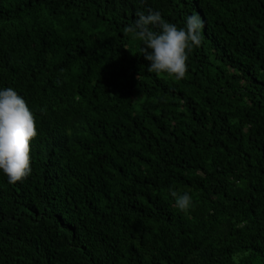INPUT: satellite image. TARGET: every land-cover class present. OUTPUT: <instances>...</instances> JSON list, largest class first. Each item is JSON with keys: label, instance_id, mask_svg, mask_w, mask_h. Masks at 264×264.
Masks as SVG:
<instances>
[{"label": "trees", "instance_id": "16d2710c", "mask_svg": "<svg viewBox=\"0 0 264 264\" xmlns=\"http://www.w3.org/2000/svg\"><path fill=\"white\" fill-rule=\"evenodd\" d=\"M149 8L202 18L186 78L123 33ZM9 86L38 135L0 172V264H264V0H0Z\"/></svg>", "mask_w": 264, "mask_h": 264}, {"label": "clouds", "instance_id": "9594fccd", "mask_svg": "<svg viewBox=\"0 0 264 264\" xmlns=\"http://www.w3.org/2000/svg\"><path fill=\"white\" fill-rule=\"evenodd\" d=\"M143 3V0H141ZM204 22L196 14L186 15L183 26L165 20L159 11L136 12V19L123 28L130 39L140 42L139 53L150 62L147 71L186 78V60L203 42ZM139 79V76H138ZM38 135L34 113L13 87L0 88V172L8 183L22 182L31 175L30 141ZM174 206L183 213L193 207L188 192L170 189Z\"/></svg>", "mask_w": 264, "mask_h": 264}]
</instances>
